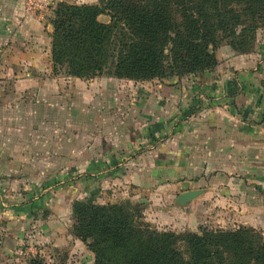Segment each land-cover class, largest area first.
I'll return each mask as SVG.
<instances>
[{"label": "crops", "instance_id": "1", "mask_svg": "<svg viewBox=\"0 0 264 264\" xmlns=\"http://www.w3.org/2000/svg\"><path fill=\"white\" fill-rule=\"evenodd\" d=\"M52 14L0 0V218L7 194L35 191L34 237L47 247L73 241L71 204L92 194L146 199L145 220L174 229L264 230V46L229 50L192 87L83 80L54 73Z\"/></svg>", "mask_w": 264, "mask_h": 264}, {"label": "trees", "instance_id": "2", "mask_svg": "<svg viewBox=\"0 0 264 264\" xmlns=\"http://www.w3.org/2000/svg\"><path fill=\"white\" fill-rule=\"evenodd\" d=\"M99 1L56 6L53 69L63 67L67 76L83 80L107 75L135 82L195 74L215 67L211 47L250 53L264 23V0ZM101 14L110 18L108 25L97 21ZM71 209V231L91 241L94 264H264V235L251 228L160 233L126 202L81 200Z\"/></svg>", "mask_w": 264, "mask_h": 264}, {"label": "rangeland", "instance_id": "3", "mask_svg": "<svg viewBox=\"0 0 264 264\" xmlns=\"http://www.w3.org/2000/svg\"><path fill=\"white\" fill-rule=\"evenodd\" d=\"M54 3L53 10L49 11L48 13H53L56 6L61 3H67L75 6H81V5H90L85 4L88 2V0H52ZM101 4V1L97 0V4ZM102 6V5H101ZM34 16H39L37 13H30ZM45 15V14H44ZM40 15V16H44ZM53 15V14H52ZM52 18L50 21H52ZM97 21L100 24L108 25L110 22V18L106 14H101L98 16ZM264 46V23L262 24L261 28L256 31L255 35V41L253 43L251 52L255 49H257L258 46ZM211 52L214 53L215 59H216V65L211 70H207L204 72H198L195 74H182V75H169L162 79H154L151 81H143V82H136L140 85L144 84H152V85H162V86H173L175 84H178V82H183L186 86L192 87L193 83H202L204 81V75L210 73L213 71L218 64V61L224 62L226 61L230 53L228 52L231 50V48L227 45H221L216 48H210ZM250 52V53H251ZM234 53V52H233ZM236 54V53H234ZM249 54V53H247ZM239 55V54H238ZM242 55V54H240ZM244 55V54H243ZM221 56V57H220ZM106 72H109V69H106ZM54 73H61L65 74V69L63 67H57L54 69ZM103 76V75H102ZM107 76V75H104ZM112 78V77H111ZM116 79V78H113ZM122 81H131L127 79H117ZM135 82V81H134ZM35 191H32L29 196H17L18 199L14 196V194H7V217L6 221H4L3 217L0 218V264H28V262L31 259L39 258L42 260V264H94L93 254L91 250L89 249V245L91 243L90 240H87V242H83L77 237H75L72 233V227L69 230L70 235L72 236L73 241H68L65 244L56 245L54 247L46 246V244L43 242L37 241L35 239V233L34 229V222L38 219H41L43 216V212L36 211L37 208L35 206V203L39 202L44 196H40L39 192L34 193ZM101 196L98 194H92L84 199H78L74 201H81V200H91L92 203L96 205H107V204H117V203H129L131 206H135L138 209L137 217H140V221L143 223H146L150 225L154 230L157 232H172L175 234H183V233H197L199 234L201 230L207 229V230H234L238 227H246L251 228L256 231H259L258 229L249 227V226H238L234 229H223V228H217L212 225H202L200 226L196 232H192L189 230H180L178 228L174 229L173 226L169 227L168 225H160L156 224L155 221H147L145 218H147V200L146 199H139L138 202L131 201L128 199L121 200L120 202H105L100 201L99 199ZM73 201V202H74ZM72 202V204H73ZM71 204V208H72ZM27 205L29 206V209H20L18 208ZM35 206V207H34ZM13 215H11V214ZM72 213V209H71ZM2 214H5L3 211V208H0V217ZM10 214V215H9ZM20 215L19 217H23V219H20V221H15L14 216ZM39 215V217H38ZM73 218V216H72ZM13 219V220H10ZM74 220V219H73ZM22 221V222H21ZM21 222V223H20ZM264 235V230L259 231ZM7 233V237H13L16 239V242L19 244L15 245L12 244L11 247L9 245V248L7 247V239L5 237V234ZM19 236L18 238H16ZM179 251L181 249L179 248Z\"/></svg>", "mask_w": 264, "mask_h": 264}, {"label": "built area", "instance_id": "4", "mask_svg": "<svg viewBox=\"0 0 264 264\" xmlns=\"http://www.w3.org/2000/svg\"><path fill=\"white\" fill-rule=\"evenodd\" d=\"M23 6L28 13L44 15L53 10L54 3L52 0H23Z\"/></svg>", "mask_w": 264, "mask_h": 264}, {"label": "water", "instance_id": "5", "mask_svg": "<svg viewBox=\"0 0 264 264\" xmlns=\"http://www.w3.org/2000/svg\"><path fill=\"white\" fill-rule=\"evenodd\" d=\"M200 191L190 190L177 196L176 205L183 207L199 195Z\"/></svg>", "mask_w": 264, "mask_h": 264}]
</instances>
